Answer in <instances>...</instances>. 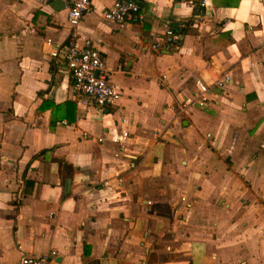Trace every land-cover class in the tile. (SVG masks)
<instances>
[{"label": "crops", "instance_id": "1", "mask_svg": "<svg viewBox=\"0 0 264 264\" xmlns=\"http://www.w3.org/2000/svg\"><path fill=\"white\" fill-rule=\"evenodd\" d=\"M112 1L72 26L68 0H0V264H264V0H138L124 22ZM72 36L114 103L77 102L50 54ZM196 78L207 103L183 105Z\"/></svg>", "mask_w": 264, "mask_h": 264}, {"label": "built area", "instance_id": "2", "mask_svg": "<svg viewBox=\"0 0 264 264\" xmlns=\"http://www.w3.org/2000/svg\"><path fill=\"white\" fill-rule=\"evenodd\" d=\"M67 19L72 26L80 21L85 12L91 10V0H68ZM138 0H113L103 11L106 19L124 22L132 19L139 11ZM181 32L176 31L172 24H167L163 32V44L175 46L180 39ZM152 49H159L158 40L151 42ZM53 57L62 59L73 79V88L76 100L80 105L103 108L115 102L120 91L113 80L112 71L107 68L99 48L86 38L79 44L75 37L53 48L50 52ZM229 76L225 75L220 82L223 84ZM196 91L191 96L185 97L183 105H205L207 98L205 92L208 84L201 78L195 79ZM19 264H61L56 255L47 252L40 254L23 253Z\"/></svg>", "mask_w": 264, "mask_h": 264}, {"label": "trees", "instance_id": "3", "mask_svg": "<svg viewBox=\"0 0 264 264\" xmlns=\"http://www.w3.org/2000/svg\"><path fill=\"white\" fill-rule=\"evenodd\" d=\"M187 29V23L180 24V32H185Z\"/></svg>", "mask_w": 264, "mask_h": 264}, {"label": "water", "instance_id": "4", "mask_svg": "<svg viewBox=\"0 0 264 264\" xmlns=\"http://www.w3.org/2000/svg\"><path fill=\"white\" fill-rule=\"evenodd\" d=\"M68 181H69V180H68V178H67V180H66V185L68 184Z\"/></svg>", "mask_w": 264, "mask_h": 264}]
</instances>
